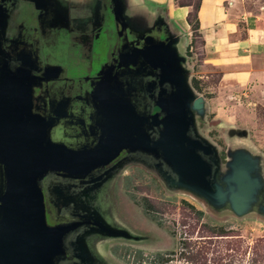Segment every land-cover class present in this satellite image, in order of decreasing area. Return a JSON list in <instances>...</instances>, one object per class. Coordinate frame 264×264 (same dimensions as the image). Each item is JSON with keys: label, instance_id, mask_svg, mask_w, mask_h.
Returning a JSON list of instances; mask_svg holds the SVG:
<instances>
[{"label": "water", "instance_id": "obj_1", "mask_svg": "<svg viewBox=\"0 0 264 264\" xmlns=\"http://www.w3.org/2000/svg\"><path fill=\"white\" fill-rule=\"evenodd\" d=\"M116 24H125L140 35L141 47L128 53L130 63H141L159 70L161 84L170 91L159 98V112L152 117L161 125L156 140H151L143 128L145 118L133 108L124 84L116 76L103 72L93 92L97 115L104 119L102 139L90 149H73L50 138V125L43 132L27 139V132L14 134L8 122L20 119L19 113L10 115L11 104H22L20 92L24 79L18 73L0 67V264H57L65 249L64 236L72 225H50L46 220L45 203L40 180L49 171L66 176L88 172L108 162L120 149L129 148L152 154L161 160L172 175L163 182L184 189L201 198L206 206L223 208L243 216L254 211L264 215V204L257 205L264 179L261 173L264 156L251 151L247 143L234 145L223 167L217 146L198 135L197 118L205 119L207 106L204 97L190 83L191 68L187 56L181 52L180 39L164 31V39L151 35L161 30V22L149 21L138 31L129 21L121 0H111ZM5 26L0 5V32ZM122 31V30H121ZM145 32L147 33L146 35ZM120 63V62H119ZM189 70L188 73H186ZM20 112V110L18 109ZM16 111H14L15 113ZM195 113V114H194ZM196 122V123H195ZM46 126V122H44ZM231 135L247 136L245 129L229 128ZM107 156V157H106ZM208 156H211L210 160ZM222 167L221 169L219 168ZM219 180V181H217ZM113 235L128 237L125 230L105 229ZM88 259V264L93 260Z\"/></svg>", "mask_w": 264, "mask_h": 264}, {"label": "flooded vegetation", "instance_id": "obj_2", "mask_svg": "<svg viewBox=\"0 0 264 264\" xmlns=\"http://www.w3.org/2000/svg\"><path fill=\"white\" fill-rule=\"evenodd\" d=\"M64 2L0 0L4 21L6 16L0 32V67L3 63L4 70L24 79L22 104L9 106L10 115L19 113L23 118L8 122V129L14 134L21 129L32 140L48 123L52 141L78 150L94 148L102 139L105 121H100L92 95L108 70L124 84L135 112L145 118L143 128L151 140H156L161 125H155V120L163 113L155 119L152 116L160 111L156 102L170 91V86L159 82L158 69L141 60L130 63L134 59L127 54L142 46L143 40L138 37L143 34L133 32L128 24L122 29L116 24L111 0H98L93 10L86 6L67 9ZM151 35L165 37L162 29L153 30ZM124 168H131L132 173H123ZM139 168L152 176L150 168L158 169L161 179L172 175L152 154L122 148L108 162L86 173L66 176L49 171L43 176L39 185L48 224L73 226L64 236L65 255L57 264H88V257L92 264H104L93 258L92 244L121 237L105 229L120 231L117 218L124 217L113 207V198L101 196L106 204L102 207L91 194L108 190L113 195L110 189L117 180L118 195L123 200V183L129 185ZM138 261L133 258L131 263Z\"/></svg>", "mask_w": 264, "mask_h": 264}, {"label": "rangeland", "instance_id": "obj_3", "mask_svg": "<svg viewBox=\"0 0 264 264\" xmlns=\"http://www.w3.org/2000/svg\"><path fill=\"white\" fill-rule=\"evenodd\" d=\"M178 2L193 6L197 0ZM242 3L248 9L260 8L264 12V0H243ZM196 41L198 45V39ZM211 80H216V76ZM190 83L195 89L192 79ZM199 87L202 88L199 93L208 96L205 93L207 89H203L204 83ZM245 107L248 108L245 111L254 117L255 127L250 126V119L243 122L236 118L233 123L235 128L247 131L244 138L237 134L231 137L228 129L224 128L226 126H221L224 125L221 119H216L215 114L208 111L204 120L197 118L198 135L217 146L223 167L233 146L241 142L250 145L247 147L249 150L264 156L262 96H254ZM237 115L239 117L241 113ZM150 170L155 176L139 168L134 178L129 179V185L123 183V200L118 195L117 180L114 181L113 189H110L113 195L108 190L105 194L100 191L91 194V199L95 198L102 207L106 206L103 203L105 195L113 198V207L124 217V220L117 218L118 228L129 233L126 238L115 237L108 243H93V258H99L104 264H264L263 214L254 208L252 213L239 217L223 208L208 207L201 198L189 191L165 184L159 177L158 169ZM126 172L132 173L131 168H124L123 173ZM261 173L264 179V161ZM121 180L124 181L123 176ZM259 204H264V185L259 193ZM133 258L139 261L131 263Z\"/></svg>", "mask_w": 264, "mask_h": 264}, {"label": "crops", "instance_id": "obj_4", "mask_svg": "<svg viewBox=\"0 0 264 264\" xmlns=\"http://www.w3.org/2000/svg\"><path fill=\"white\" fill-rule=\"evenodd\" d=\"M63 1L67 9L86 6L93 10L98 3V0ZM121 1L136 30L142 31L149 21L157 20L163 31L169 29L181 36L180 49L187 56L191 79L199 80V86L204 83L208 96L201 95L208 112L221 119L224 124L221 126L235 128L233 123L239 118L243 122L250 119V126L255 127L254 117L245 111V106L254 96H262L264 103V12L260 8L248 9L243 0H197L196 38L187 22L192 5H179L177 0ZM214 75L216 80H211Z\"/></svg>", "mask_w": 264, "mask_h": 264}, {"label": "trees", "instance_id": "obj_5", "mask_svg": "<svg viewBox=\"0 0 264 264\" xmlns=\"http://www.w3.org/2000/svg\"><path fill=\"white\" fill-rule=\"evenodd\" d=\"M177 3L179 5H192L190 3H180V2H178V0H177ZM197 12H198V3L196 2V4L193 5L192 10L188 13V16H187V22L189 23L191 31H192V33H193V35L195 37L199 36V34H198L199 26H198ZM192 81H193V86L195 87V89L200 91L199 80L192 79ZM184 244H186V243H184ZM155 258H158V257L155 256Z\"/></svg>", "mask_w": 264, "mask_h": 264}]
</instances>
